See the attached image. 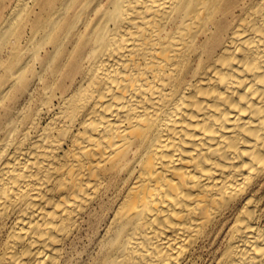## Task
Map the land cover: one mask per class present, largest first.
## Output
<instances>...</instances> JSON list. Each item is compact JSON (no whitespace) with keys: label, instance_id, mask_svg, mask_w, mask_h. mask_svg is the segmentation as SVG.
<instances>
[{"label":"bare ground","instance_id":"1","mask_svg":"<svg viewBox=\"0 0 264 264\" xmlns=\"http://www.w3.org/2000/svg\"><path fill=\"white\" fill-rule=\"evenodd\" d=\"M0 71V264H264V0H16Z\"/></svg>","mask_w":264,"mask_h":264},{"label":"rangeland","instance_id":"2","mask_svg":"<svg viewBox=\"0 0 264 264\" xmlns=\"http://www.w3.org/2000/svg\"><path fill=\"white\" fill-rule=\"evenodd\" d=\"M16 0H0V24L4 21L6 17L9 16L11 10L15 4ZM39 11L38 7L35 9ZM31 35L27 34L21 42L22 54L24 60H30L31 63H34V59H31L36 49L41 44V40L37 41L36 45L31 44ZM41 48L38 50L40 54ZM1 73V71H0ZM39 84H34V88H38ZM73 241H75L77 246V252L69 248L68 250V260L70 264H90L92 258L96 255L98 248L97 243H91L90 241V232H88V224L83 225L82 231L77 234ZM206 256L208 257L209 253L205 251Z\"/></svg>","mask_w":264,"mask_h":264}]
</instances>
